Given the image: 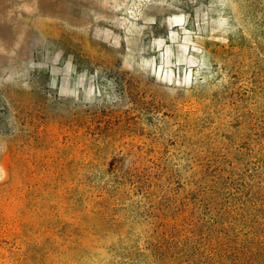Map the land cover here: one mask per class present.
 Returning <instances> with one entry per match:
<instances>
[{"label":"rangeland","instance_id":"rangeland-1","mask_svg":"<svg viewBox=\"0 0 264 264\" xmlns=\"http://www.w3.org/2000/svg\"><path fill=\"white\" fill-rule=\"evenodd\" d=\"M0 264H264V0H0Z\"/></svg>","mask_w":264,"mask_h":264}]
</instances>
